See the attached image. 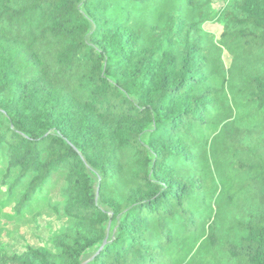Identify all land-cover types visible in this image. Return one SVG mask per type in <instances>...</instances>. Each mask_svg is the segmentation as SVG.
<instances>
[{"label":"trees","instance_id":"obj_1","mask_svg":"<svg viewBox=\"0 0 264 264\" xmlns=\"http://www.w3.org/2000/svg\"><path fill=\"white\" fill-rule=\"evenodd\" d=\"M226 1L0 0L7 192L70 220L0 264H264V0Z\"/></svg>","mask_w":264,"mask_h":264},{"label":"rangeland","instance_id":"obj_2","mask_svg":"<svg viewBox=\"0 0 264 264\" xmlns=\"http://www.w3.org/2000/svg\"><path fill=\"white\" fill-rule=\"evenodd\" d=\"M226 3V0H212L216 17L203 25L205 31L215 36L219 35L220 24L216 19ZM224 60L227 62L226 56ZM12 177H4L3 168L0 166V246L13 253H22L27 245L52 249L53 235L70 223L68 218L56 215L48 206L50 199L52 201L60 199L59 188H46L40 194V199L34 200L24 214L16 215L14 205L18 197L16 195L9 197L5 185V179L10 181ZM41 197L44 199L41 200ZM7 199H10L8 203Z\"/></svg>","mask_w":264,"mask_h":264}]
</instances>
